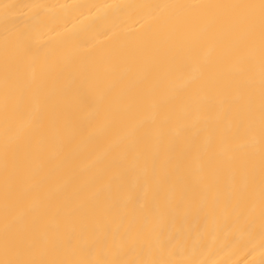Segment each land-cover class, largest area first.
Instances as JSON below:
<instances>
[{"label":"bare ground","instance_id":"obj_1","mask_svg":"<svg viewBox=\"0 0 264 264\" xmlns=\"http://www.w3.org/2000/svg\"><path fill=\"white\" fill-rule=\"evenodd\" d=\"M0 264H264V0H0Z\"/></svg>","mask_w":264,"mask_h":264}]
</instances>
